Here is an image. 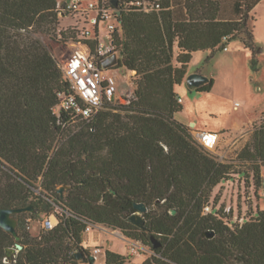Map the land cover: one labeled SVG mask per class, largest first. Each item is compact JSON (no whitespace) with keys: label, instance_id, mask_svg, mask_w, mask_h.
I'll return each mask as SVG.
<instances>
[{"label":"trees","instance_id":"trees-1","mask_svg":"<svg viewBox=\"0 0 264 264\" xmlns=\"http://www.w3.org/2000/svg\"><path fill=\"white\" fill-rule=\"evenodd\" d=\"M57 1L0 0V207L33 209L14 215L19 240L0 226V264H95L82 245L95 224L149 246L141 264H264V208L232 228L218 213H203L224 181H252L255 193L264 186V115L236 156L248 165L238 172L175 118L183 108L175 88L193 52L207 51L209 60L238 39L257 70L261 47L248 21L258 0H237V18L219 16L222 0H151L148 11L135 0H116L117 66L138 78L132 98L104 99L86 119L54 113L70 83L37 34L57 37ZM213 84L210 77L195 90L210 91ZM136 202L147 207L141 226L128 221ZM41 213L56 223L33 235L29 222ZM151 237L161 245L154 248ZM8 248L17 249L12 261ZM126 260L105 250V264Z\"/></svg>","mask_w":264,"mask_h":264},{"label":"rangeland","instance_id":"rangeland-1","mask_svg":"<svg viewBox=\"0 0 264 264\" xmlns=\"http://www.w3.org/2000/svg\"><path fill=\"white\" fill-rule=\"evenodd\" d=\"M64 28L65 22H62ZM102 38L106 31L103 30ZM37 36L47 45L49 51L62 66L67 56L78 46L75 44L66 45L58 40L55 33L39 32ZM256 40V41H255ZM256 45L264 47V35L256 30ZM228 50H218L212 58L206 60L209 52L198 51L193 54L189 63L190 73H201L214 79L210 91L190 90L185 81L176 86L179 96L184 100L181 111L175 114V118L184 123L190 132L203 131L205 129L219 130L224 127L235 128L242 126L251 118L259 116L258 119L244 127L238 132H226L220 134L218 145L219 154L217 158L235 164L234 171H244L248 168L247 163H240L236 160L238 152L246 144L254 128L263 120L260 114L264 103V49L258 54L257 70L251 66V52L240 40L235 39L227 44ZM203 56V57H202ZM119 60V58H118ZM112 70L106 74L111 75L118 91L113 103H125L132 98V90L138 75L125 66L114 65ZM262 180L264 181V170ZM220 196L224 202L232 195L244 191V185L238 183L224 182L219 185ZM63 196L67 186H62ZM218 188L216 189V191ZM256 198L247 197V205L251 207L264 208V193L256 191ZM231 195V196H230ZM138 214V212H136ZM50 218L53 224L56 218L53 215L46 216L39 214L37 219L29 222V231L37 235L44 228V221ZM12 219L17 222L15 216ZM83 247L87 248L95 263L103 262L105 250H111L127 257L125 264H141L152 251L147 245L140 241L124 236L120 229H113L103 224L91 226L89 231L83 235ZM96 249H99L97 252Z\"/></svg>","mask_w":264,"mask_h":264},{"label":"built area","instance_id":"built-area-1","mask_svg":"<svg viewBox=\"0 0 264 264\" xmlns=\"http://www.w3.org/2000/svg\"><path fill=\"white\" fill-rule=\"evenodd\" d=\"M137 6H142L148 11L154 2L151 0H135ZM152 4V5H151ZM158 6V5H157ZM57 38L66 45L75 44L76 49L67 56L61 68L70 83L69 90L59 94V103L54 107V113L59 115L61 110L68 111L73 116L82 118L91 117L101 108L104 99L113 100L118 91L111 75L106 74L112 70L102 67L101 62L119 52L114 51L112 33L120 26L118 11L112 5L111 0H58ZM62 22H65L63 28ZM106 35L102 38V31ZM63 32L65 35H62ZM95 41L94 46L90 44ZM227 47L224 48L226 50ZM120 55H118L119 58ZM195 140L216 157L219 154L218 145L220 137L212 131L193 132ZM226 183L231 180L224 181ZM220 183L219 185L223 184ZM244 185V191L237 196L230 195L228 203L220 196L217 186L211 198L204 204L203 213L219 214V217L230 228L242 225L244 222L256 216V207L249 208L247 197L256 198L252 181L245 182L243 179L235 181ZM218 190L216 191V189ZM264 193V186L258 189ZM54 224L47 218L44 221L45 228H52ZM91 227H87L89 231ZM98 252L99 249H96ZM105 264V262L95 263Z\"/></svg>","mask_w":264,"mask_h":264},{"label":"water","instance_id":"water-1","mask_svg":"<svg viewBox=\"0 0 264 264\" xmlns=\"http://www.w3.org/2000/svg\"><path fill=\"white\" fill-rule=\"evenodd\" d=\"M112 4L115 6L117 4L116 0H112L111 1ZM118 55H122V52H120L119 54H112L111 56H109L108 58H106L105 60H103L101 62L102 67L103 68H110L116 64L119 63L118 60ZM210 80V78L206 75H203L201 73H190L185 77V83L188 86V88L190 90H195L197 88H199L200 86L208 83ZM264 184V181H263ZM58 191L60 193L63 192V188L60 187L58 189ZM134 207L137 209L138 214L132 213L129 217H128V221L141 226L142 222H143V217H142V213H144L147 210V207L144 203L141 202H136L134 203ZM25 211H33V209L30 206L27 207H0V226L2 228H4L6 231L12 233L17 240H19V237L17 236V231H16V227H17V222L14 221L12 219V216L21 212H25ZM16 218V217H15ZM214 231L213 230H207L204 232V235L207 238H212L214 236ZM151 240L153 242V247L157 248L159 247L161 244L159 241H157L154 237H151ZM17 249H21L22 246L20 244H16ZM17 249L15 248H8L6 251V256L8 258L9 261H12L13 258L15 257V254L17 252ZM77 258H80L81 255L79 253L76 254ZM93 257V256H92Z\"/></svg>","mask_w":264,"mask_h":264},{"label":"crops","instance_id":"crops-1","mask_svg":"<svg viewBox=\"0 0 264 264\" xmlns=\"http://www.w3.org/2000/svg\"><path fill=\"white\" fill-rule=\"evenodd\" d=\"M237 0H222L221 6L219 8V16L220 17H225V18H237L239 17V12L237 9V4L235 3ZM248 25L253 33L254 39L256 38V30L260 31V33H263L264 35V0H258L256 1L255 5L253 6V8L250 10L249 12V21H248ZM233 41V40H232ZM256 41V40H255ZM254 41V42H255ZM241 42V41H240ZM230 43V42H229ZM228 43V44H229ZM259 47H261V52L263 51L264 47L261 45H257ZM228 50V47L227 49ZM198 52V51H196ZM196 52H193L196 53ZM207 52V51H206ZM260 52V53H261ZM259 53V54H260ZM192 54V56H193ZM258 56V55H257ZM203 57V56H202ZM192 59V58H191ZM190 63V62H189ZM189 65H188V73L189 74ZM185 81V80H184ZM184 83V82H183ZM182 84V83H181ZM180 84V85H181ZM179 86V85H177ZM176 93L178 94V90L175 88ZM179 95V94H178ZM180 97V96H179ZM181 103H184V100L180 97ZM264 112V103L262 105V109L260 114H262ZM260 116V115H259ZM259 116L255 117V118H251L249 119V121L247 123H245L242 126H236L235 128H231V127H224L222 129L219 130H214V129H205L203 131H212V132H216L218 133V135L220 136L221 133H226V132H238L240 130H242L244 127H246L247 125H249L250 123H252L253 121H255L256 119L259 118ZM179 121V120H178ZM181 122V121H180ZM197 132V131H195ZM105 259V257H104ZM103 259V262H104Z\"/></svg>","mask_w":264,"mask_h":264}]
</instances>
